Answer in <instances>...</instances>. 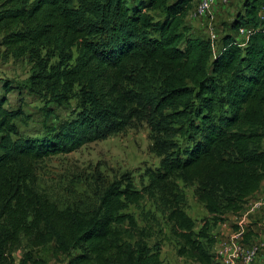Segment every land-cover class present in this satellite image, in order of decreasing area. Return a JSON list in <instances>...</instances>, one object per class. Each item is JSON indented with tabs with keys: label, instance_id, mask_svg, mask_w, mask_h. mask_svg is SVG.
Listing matches in <instances>:
<instances>
[{
	"label": "trees",
	"instance_id": "obj_1",
	"mask_svg": "<svg viewBox=\"0 0 264 264\" xmlns=\"http://www.w3.org/2000/svg\"><path fill=\"white\" fill-rule=\"evenodd\" d=\"M263 5L245 0L233 23L250 28L243 45L225 36L213 51L209 40L185 36L192 0H0V46L30 56L29 88L60 106L75 99L78 108L59 126L22 136L13 121L23 112L5 109L0 98V264H44L32 253L48 244L64 264H163L126 212L142 198L129 180L109 183L89 213L60 209L35 186L38 162L120 131L143 112L164 123L153 128L160 162L148 187L169 208L178 253L220 264L208 245L210 226L241 212L264 183ZM49 52L56 63L41 56ZM2 87L13 91L6 81ZM219 93L225 115L215 114ZM169 132L184 142L159 136ZM176 180L196 185L211 224L194 231Z\"/></svg>",
	"mask_w": 264,
	"mask_h": 264
},
{
	"label": "rangeland",
	"instance_id": "obj_2",
	"mask_svg": "<svg viewBox=\"0 0 264 264\" xmlns=\"http://www.w3.org/2000/svg\"><path fill=\"white\" fill-rule=\"evenodd\" d=\"M196 2L197 0H192V7L184 19L186 37L209 40L213 51L221 47L225 36L244 41V37L238 34V29L233 28V23L245 14V0H232L226 4L215 3L210 13L205 16L197 14ZM73 4L76 5L77 2L74 1ZM259 14L264 19V5ZM51 55L49 52L47 56L43 53L41 56L49 64L56 63L57 59ZM34 69V62L29 55L13 57L0 46V98L5 109H20L23 112L22 119L13 121L18 134L22 136L38 135L45 126H59L73 118L78 110L75 99L60 106L48 97H41L31 90L29 77ZM4 81L11 83L12 92L3 89ZM217 97L215 114L225 115L226 107L222 94L219 93ZM196 103L193 100V104L197 105ZM150 119L151 116L143 112L141 117L134 118L120 131L85 143L69 153L44 158L36 164L35 186L60 209L76 207L89 213L96 208L103 189L109 183L118 179L129 180L133 187L140 191L142 198L138 204L129 206L126 212L134 217L147 245L159 250L163 264H198L178 253L182 242L175 236L173 224L168 220L169 208L161 201L160 193L148 187L149 173L156 169L160 162V157L152 148L153 128L156 124L159 127L164 124L159 118H155L154 123H150ZM181 124L171 123V129L175 130ZM188 133L190 134L191 130ZM159 136L166 141L172 139L176 143L184 142L181 134L177 132ZM176 183L181 207L195 222L194 231L197 232L205 221L211 224V216L196 199V185L185 184L180 180H176ZM253 218L246 222L241 242L244 245L258 246L256 256L249 264H264L260 261L264 257V224H261L263 219ZM233 221L229 217L225 226L236 227ZM258 222L261 225H258ZM222 224L210 226V237L214 239L212 238L208 245L212 253L217 244L216 238L227 231ZM125 227L127 226L123 225L122 229ZM201 241L205 243L204 240ZM51 245L34 250L33 256L43 259L44 264H61L63 260L54 258ZM24 251L25 242L14 252L15 259H19Z\"/></svg>",
	"mask_w": 264,
	"mask_h": 264
},
{
	"label": "built area",
	"instance_id": "obj_3",
	"mask_svg": "<svg viewBox=\"0 0 264 264\" xmlns=\"http://www.w3.org/2000/svg\"><path fill=\"white\" fill-rule=\"evenodd\" d=\"M232 0H197L196 12L200 16H205L210 13L212 6L215 3H228ZM250 29L247 27L240 26L238 28V34L244 37V41H239V45H243L248 38ZM212 46V44H211ZM258 204V203H257ZM264 206V199L261 203ZM243 234H233L227 237H221L217 241L214 256L220 259L225 264H249L253 261L256 256L258 246L244 245L241 241L243 240Z\"/></svg>",
	"mask_w": 264,
	"mask_h": 264
},
{
	"label": "crops",
	"instance_id": "obj_4",
	"mask_svg": "<svg viewBox=\"0 0 264 264\" xmlns=\"http://www.w3.org/2000/svg\"><path fill=\"white\" fill-rule=\"evenodd\" d=\"M263 147H264V141H263ZM263 199H264V183L261 185L259 190L256 191L248 199V201L244 205V208L241 212H239L237 214H227V215H225L226 220L223 222V224L222 223L217 224V225L222 224V226H224V228L227 229V231H224V233L222 232V234L216 238V243L219 240V238H221V237H227V236H230L233 234H238V233L244 234V232H245L244 228H245L246 222H249V219L250 220L254 219L253 217H257L256 219L262 218L263 222L261 224H264V206H263V204H259L262 202ZM229 217L234 220L233 222L236 225V227L227 228V226H225V222L229 219ZM261 224L258 222V225H261ZM249 230L250 229H247V231H249ZM253 230L254 229H252V231ZM249 232H251V231H249ZM245 236H247V234ZM213 255H214V252H213ZM60 259L62 260V257H60ZM215 260L219 261L220 264H225L220 259H218L216 257H215ZM260 261L264 262V257ZM46 264H49V263H46ZM61 264H64V262H62ZM237 264H242V263L239 262Z\"/></svg>",
	"mask_w": 264,
	"mask_h": 264
}]
</instances>
